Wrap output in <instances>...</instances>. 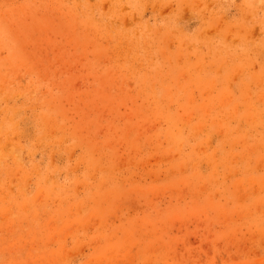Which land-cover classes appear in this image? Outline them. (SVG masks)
<instances>
[{
    "label": "rangeland",
    "instance_id": "obj_1",
    "mask_svg": "<svg viewBox=\"0 0 264 264\" xmlns=\"http://www.w3.org/2000/svg\"><path fill=\"white\" fill-rule=\"evenodd\" d=\"M0 264H264V0H0Z\"/></svg>",
    "mask_w": 264,
    "mask_h": 264
}]
</instances>
